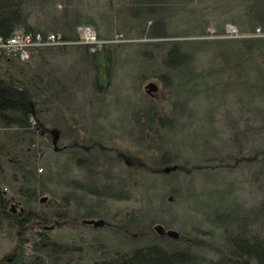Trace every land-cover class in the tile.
<instances>
[{"label": "trees", "instance_id": "trees-1", "mask_svg": "<svg viewBox=\"0 0 264 264\" xmlns=\"http://www.w3.org/2000/svg\"><path fill=\"white\" fill-rule=\"evenodd\" d=\"M158 3L167 5L155 0H132L122 4L133 17V21L140 24L145 18L155 15L149 13V7ZM71 4V0H0V42L19 37L16 30H20L21 38H30V43L34 44L44 42L51 34H61L64 39L76 40L77 28H98L97 23L90 18L79 19V12L71 10ZM262 4L264 0H251L247 9L264 11V7L258 8ZM159 23L160 19L155 18V25L146 34L148 40L140 42L143 46L135 59L140 61L137 65L141 71L134 77H143L145 73H142L150 67L147 70H150L151 75L155 74L168 92L177 94V100L170 102L173 113L170 118L166 115L159 119L152 118L150 112L158 106L156 101L150 100L148 105L136 106L132 110L128 123H143L136 126L140 135L151 134L153 142L158 145L157 149L165 152L170 136L176 134H172L173 131L177 130V135L190 130L197 133L199 148L194 155L201 159L199 162L203 164L200 165L186 167L184 163H177L170 169L158 160L152 165L147 163L138 152L128 151L123 154L120 150L109 148L101 142V133L113 132L110 127L80 125L79 115L77 118L71 116L69 83L48 67L44 49L31 52L33 57H37V64L30 62L33 57L23 61L18 53H0V170L1 166L10 164L11 179L18 183L17 192L11 190L12 193L4 192L0 186V221H6L8 226L12 224L15 229L14 245L9 253L0 258V264H264V122L258 127L261 148L245 159L246 162H256L260 158L251 177L252 181H257L260 199L251 208H243L230 198L229 206L222 210L206 211V194L203 200L195 201V211L200 218L194 226L193 234L185 235L157 225L154 218L145 211H140L139 217L136 212H132L124 220L123 217L115 216L114 222H111L108 216L114 213L110 214L109 208L100 205L99 199H96L103 195L109 197L112 191L114 195L117 192L116 187L121 190L126 186V182L122 180L115 183L116 177L101 163L100 158H104L108 152H114L135 169L142 168L145 172L159 173L166 179L174 177H168V173L177 174V171L185 174L197 171L204 174L206 169V174L219 161L227 158L239 163V156H232L231 152L222 158L223 156L220 157L209 149V140L216 132L214 130L210 135L206 127L201 128L198 125L204 119L193 112L191 105L198 103L202 109L205 107L204 117L208 123L211 109H206V104L212 96L223 94L224 91L252 97L246 103L243 96L238 95V101H244L247 106L253 104L251 100L255 96L264 104V63H259L256 56L250 55L253 47L259 51L264 50V40L241 44L235 53L229 49L231 46L236 48L234 42H227L228 48L218 44L220 41L211 43L218 48L214 53L210 51V56L204 58L208 64L202 66L198 60L201 57L197 56L202 53L203 48L201 44H196L199 41L183 37L185 35L181 33L163 31L162 27L156 29ZM263 27L264 24L259 26ZM143 31L141 28V32ZM170 36L177 39L164 40L166 47L158 71L153 53L147 50L146 45L152 42L149 38L168 39ZM112 45L105 44L92 51L89 44L81 46L80 59L84 61L88 74L90 71L94 73L90 80L81 78V81L89 82L98 110L104 109L101 121H109L108 108L111 102H117V99L114 102L103 99L111 90L112 74L118 60L117 48ZM175 57L177 65L171 62ZM74 67L75 65L71 67V75L77 72ZM46 109L53 112L54 116L53 119L49 118L50 121L46 120L50 114H47ZM258 110L255 111L256 114L264 113L260 110L259 113ZM97 115L98 112L94 119ZM47 122H51L56 132L49 129L45 134L48 130ZM165 123L174 126L166 127ZM134 127L131 125L128 130L139 146H143L139 133L132 132L136 128ZM55 133H63L68 137L67 144H60L52 135ZM107 138L111 139L110 136ZM232 140L242 143L239 131L232 135ZM50 144L53 154H63L66 157L64 163L68 167L73 164L82 169L85 176V180L81 182L79 177L68 175L69 181H66V185L69 193L59 198L55 197L49 185L55 186L57 178L58 181H65L60 178L63 169L56 171L52 167L44 173L37 172L39 159L46 154ZM187 185H177V188L189 187ZM44 193L49 196L41 197ZM84 194L91 197L87 203L83 200ZM224 198L227 201L226 196ZM9 205H14L16 210L8 208L7 211ZM98 217L104 221L102 227L91 224ZM202 222H207L212 227L203 234L205 239L198 237ZM66 226V232L60 233V227ZM89 227L94 232L101 228L110 230L108 244L102 237L92 235V231L91 234L85 231Z\"/></svg>", "mask_w": 264, "mask_h": 264}, {"label": "rangeland", "instance_id": "rangeland-1", "mask_svg": "<svg viewBox=\"0 0 264 264\" xmlns=\"http://www.w3.org/2000/svg\"><path fill=\"white\" fill-rule=\"evenodd\" d=\"M155 1H162L167 5L160 3L151 4L149 13H154L156 16L152 15V18H145L138 24L133 21V17L122 4L132 2V0H71V10L79 12V19L90 18L97 23L98 28L96 30L91 26H81L76 30V40L64 39L59 34L58 36L56 35L53 41L48 39L44 40V42H35L34 44L26 42L24 48L18 46L20 43L23 44L24 41L20 39L22 35L20 30H16L19 38L12 41V43L9 42L8 46H2V44L0 53L15 52L24 61L33 57L31 53L33 50L44 49L45 59H47L49 64L48 67H51L62 80L69 83L68 95L71 102V109H69L71 116H76L77 118L79 115L80 125L89 124L95 127L106 125L110 127L114 133L111 131L101 133V142L104 145H108L109 148L113 147L118 151L120 150L123 154L128 151L138 152L151 165L158 160L160 164L163 163V166L167 165L170 169L174 168V164L177 163H184L186 167H192L194 164H203L199 162L201 159L194 155L199 148L197 133L190 130L177 135V130L173 131L172 134H176L170 136L171 139L168 140L167 151L165 152L157 149L158 145L153 142L151 134L140 135L136 126H141L143 123L131 124L136 127H134L135 130H132L133 134L139 133L142 137L140 140L143 146H139L138 141L135 140V137L128 130L131 126L128 120L131 119L130 114L136 106L148 105L150 100L156 101L158 107H155L151 112L149 111L150 116L159 119L166 115L167 118H170V114L173 113L170 102L177 100V94L174 95L172 94L173 92H168L162 82L154 76L155 74L152 73L153 75H151L150 70H147L150 67H147L145 72L142 73H145L143 77L140 75L136 78L134 77L138 74L137 72L141 71L137 65L140 61L135 59L139 49L143 46L140 42L148 40L146 34L153 26L155 18H158L160 23L157 24L156 29L162 27L164 28L163 31L181 33L185 35L183 37L199 41L196 44H201L203 48L201 49L202 53L197 56L201 57L198 59L199 64L204 66L208 64V61L204 58H208L210 53H214L215 49L218 48L217 45H213L217 41H220L218 44H222L226 48L229 46L227 42L230 44L234 42L236 48L234 49L231 46L229 49L235 53L238 51L237 47L241 44L264 40V27L259 28V26L264 24V11L261 9L259 12L258 10L257 12L248 10L247 7L251 0ZM262 7H264V4L260 7L258 6V8ZM139 27L143 28L144 31L141 32ZM140 33H142L141 36H138ZM98 34L102 37H99ZM175 38L177 39L175 36H170L168 39L162 37L149 38L152 42L146 45L147 50L153 53V58L156 61L154 64H157L158 71L162 65V56L166 47V44L163 43L165 42L164 40ZM109 43L113 44L114 48H117L118 60L112 74L111 90L108 91V95L104 96L103 99L106 102L110 100L114 102L117 99V102H114L115 104L111 102V106L108 105L111 107L108 108L109 121H101L103 120L104 109L98 110L94 97H92L94 92L88 85L89 82H86V84L81 81V78H89L90 80L94 73L90 71L88 74L84 61L80 59V55L81 46L84 44H89L92 51ZM23 49L27 51L26 56L21 55ZM250 55L256 56L259 63H264V50L259 51L253 47ZM30 62L37 64V57H33ZM171 62L177 65V57ZM73 65H75L74 69L77 71L74 73L75 75L70 74ZM152 72L154 71L152 70ZM238 95L243 96L246 103L248 99L252 98L246 94H230L226 91L223 94L212 96L210 102L206 104V109H211L208 123L205 122L206 110L203 105V109L200 105V107L198 106V103L191 105V107L193 106V112L196 115H200L199 117L204 119L203 121L200 120L198 125L202 126L201 128L206 127L209 130L207 133L210 132V135H212V131L214 132L215 130L216 132V135L213 134L209 140V149L218 153L220 157L223 156L222 158L231 152L232 156H239V163L227 158L219 161L215 167L211 168L212 170H207L206 174V169L204 174L197 171L188 174L177 171V174L168 173V177H174L166 179L159 173L145 172L142 168L135 169L124 162L123 159L117 157L114 152H108L104 158L101 157L100 161L103 166L116 177L115 183H118L117 180L126 182L125 188L118 190L116 187L117 192L114 190L116 193L112 195V191L111 195H109L110 198L104 195L96 198L97 200L99 199L98 203L100 205H106L109 208L110 214L114 213V215L108 216L111 222H114L115 216L117 218L123 217L124 220V218L130 217L132 212H136L137 217H139L140 211H145L150 217L154 218L157 225L162 226L164 229L168 228L180 234L189 235L193 234L194 226L198 224L197 221L200 218V215L195 211V201L198 199L203 200L206 198V194L208 195V199L205 201L206 211L211 209L222 210L223 207L229 206L231 199L235 203H239L243 208L253 207L260 199V193L257 181H252L251 177L253 169L256 167L255 164L260 158L256 162H246L245 159L246 156L252 155L261 148V133L258 127L264 122V104L255 96L251 100L253 101V104H250L251 106L244 105V101L241 103L238 101ZM111 109L115 111H111ZM258 109L263 114H256L255 111ZM46 112L47 114L48 112L50 113L49 116L47 115L48 118L46 117V120L50 121V119H53V112L47 109ZM97 112L98 115L94 119V115ZM165 124L166 127L174 126L171 123ZM159 126L165 127L163 125ZM46 127L48 130L45 134L49 132V129L51 132H56L51 122H47ZM237 131L240 132L241 144L232 140V135ZM52 135L59 140L60 144H67L68 137L64 136L63 133L62 135L56 133ZM108 136H110V140L107 138ZM51 145L46 154L39 159L40 166L37 172L42 171L44 173L52 167L56 168V171L57 169H63L60 172V178L65 181H58L57 178L55 186L49 185L55 197L59 198L69 193L68 185H66V181H69L67 180L68 175L74 176V178L79 177L81 182L85 180V176L82 169L77 166L71 164L68 167L64 163L66 157L63 154H53ZM9 169L10 164L1 166L0 186L4 192L12 193L11 190L17 192L18 183L11 179ZM65 172H68V174H65ZM184 183L188 184L187 186L189 187L177 188V185ZM44 196L48 197L49 194L44 193L41 195V197ZM225 196L227 201L224 198ZM83 198L86 203L91 199L88 194H84ZM225 203L227 204L225 205ZM8 208L15 209V206L9 205L7 211L9 210ZM101 212L100 210L99 213ZM99 218H95L91 221L93 222L91 224L102 227L104 221ZM199 228L198 234L200 235H197L199 238L204 239L206 236L203 234L212 229L207 222H202ZM66 229L67 226L60 227V233L66 232ZM14 230L12 224L8 226L6 221H0V258L11 251L15 241ZM85 231L91 234L92 230L89 227ZM129 231L132 232L131 230ZM92 232V235L98 238L102 237L108 244L109 239L107 238L110 236V230L101 228Z\"/></svg>", "mask_w": 264, "mask_h": 264}, {"label": "built area", "instance_id": "built-area-1", "mask_svg": "<svg viewBox=\"0 0 264 264\" xmlns=\"http://www.w3.org/2000/svg\"><path fill=\"white\" fill-rule=\"evenodd\" d=\"M258 32H260V30H258ZM91 36H92V35H91ZM55 37H56L55 35H52V34H51V35H49V36L47 37V40L50 39V40L53 41ZM17 38H19V37H12V38H10L8 41H6V42H2V41H1V42H0V47H1L2 44H3L2 46H4V45H5V46H8V43H9V42L12 43V41H15ZM93 38H94V37L92 36V39H93ZM11 39H13V40H11ZM20 39H22L21 41H24L23 44L20 43V44L18 45V46H20V47H22V48H24L26 42L29 43V44H30V42H31V39H30V38H27V39L20 38ZM10 40H11V41H10ZM93 40H94V39H93ZM26 53H27L26 49H23L21 55H22V56H26V55H27Z\"/></svg>", "mask_w": 264, "mask_h": 264}]
</instances>
